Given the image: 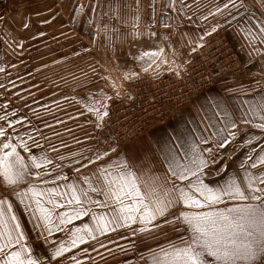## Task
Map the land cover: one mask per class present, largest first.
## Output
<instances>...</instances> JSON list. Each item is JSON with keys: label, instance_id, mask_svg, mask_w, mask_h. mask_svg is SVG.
<instances>
[{"label": "rangeland", "instance_id": "374dc122", "mask_svg": "<svg viewBox=\"0 0 264 264\" xmlns=\"http://www.w3.org/2000/svg\"><path fill=\"white\" fill-rule=\"evenodd\" d=\"M178 1L177 9L172 10L171 3H167L168 7L160 10L161 19H156L154 14L158 11L150 8L151 0H0V117L5 118L0 119V126L11 134L14 143L19 144L18 133L29 145L28 152L18 148L29 168L36 171L28 159L29 156L40 157L41 153H44L52 163L42 164L40 171L53 174L45 178L54 179L57 173L63 172L68 176L70 183L76 184L78 194L80 189H83L93 200H103V196L89 189V184L95 186L100 181L93 174L96 165L81 167V164L87 163L85 158L94 159V153L97 151L107 150L109 146L115 147L121 156L126 153L130 163L136 162L133 170L138 178L143 182H150L153 174L166 173L167 165L163 161V152L171 146L166 145V141L171 140L172 145H177V151L182 152L175 137L183 136L186 139L190 134L189 130L203 131L210 121L217 122L219 119L212 115L217 112L215 105L220 100L228 104L227 109L235 118L248 107L246 104L242 105V101H258L260 96L264 95V75L261 76L252 68L246 75L243 74L244 76L219 80L184 106L176 116L151 126L147 132L130 142L117 144L107 136L105 128L103 132L98 133L96 124H105L107 117L98 121L97 116L87 110L86 104L100 100L108 105L107 109L101 104H95V107L101 112H109L113 101L126 92L129 80L145 73H160L166 68H177L181 61L178 52L195 48L203 39L218 31H223L237 46L242 47L245 44L243 41L246 40L244 30H247L253 37V43L256 31L253 21L256 10L253 7L231 9L232 16L227 17L231 25L217 27L223 24L225 19L223 9L221 12L216 11V6L221 5V0ZM235 2L238 6L240 0ZM174 14L177 16L176 20L171 18ZM213 15L220 23H210ZM157 20L163 22L155 23ZM213 27H217L216 32H212ZM205 32L210 34L204 35ZM192 35H197L199 40L190 44L194 40ZM151 52H156L157 55H146ZM105 96L108 99L105 100ZM231 98L235 99L230 103ZM209 107L212 108V117L208 116L207 121L198 123L195 115L208 114L205 110ZM194 121L196 124H192ZM259 122L258 119L253 121ZM237 123L242 130L241 134L248 132L260 135L258 130L252 128L251 123ZM211 131L209 128L204 135H209ZM54 133H59V136ZM29 136L32 139H29ZM237 139L243 144L244 141L239 135ZM2 140L3 138H0V141ZM253 143L259 152V144H264V140L258 144L255 141ZM53 147L56 151L52 150ZM232 148L235 149V155L229 162L227 171L230 174L231 162L234 161L235 168L239 169L240 161L248 151L241 150L236 145H232ZM249 154L254 158L255 154ZM61 156L64 157L63 160L58 158ZM141 156L144 157L142 162L138 159ZM109 158L116 160V153L109 152V156L104 157V160ZM57 164L60 165L59 169L55 167ZM77 168L80 169L79 172L75 171ZM249 171L254 175L258 174L250 166ZM85 176L90 178L88 183L81 179ZM0 181L5 190L1 197L16 198L17 204H20L14 193L26 190L29 183L33 182V177L26 176L25 182L18 185L5 184L2 176ZM36 185L44 187L38 181ZM141 188L145 190V183L141 184ZM60 190L67 192L65 200L71 196L68 189ZM108 203L109 207L86 204L90 209L89 215L73 221L72 225L66 226L64 233H54V237L63 235L67 240L71 236L67 228L73 226L81 228L83 234V231H86L83 229L84 223L88 224L89 228H94L96 221L92 220V213L97 216L109 213L116 205L111 200ZM228 203L231 206L244 202ZM69 207L71 206L66 205L56 209V212L68 211ZM17 211L20 213L17 216L24 230L34 239L38 232L34 227L36 221L24 211L23 205H20ZM139 227L137 222L130 227L116 229L115 232L106 234L109 238L97 232V240L102 242L104 247L97 241L86 238V244L78 245L65 254V264H71L72 256H75L80 264H93V261L95 264H151V253L161 247L166 248L169 244L182 247L180 239L188 238V233L183 229L168 230L164 233L153 232L152 235L137 232L134 235L131 229ZM92 244H95V249L91 247ZM47 249V245L38 244L35 246L34 255L46 260ZM7 251L9 249L5 250ZM101 256L104 259H101ZM259 256L258 253L254 264H264V259ZM236 264L253 262L237 259Z\"/></svg>", "mask_w": 264, "mask_h": 264}, {"label": "snow or ice", "instance_id": "6c2138e0", "mask_svg": "<svg viewBox=\"0 0 264 264\" xmlns=\"http://www.w3.org/2000/svg\"><path fill=\"white\" fill-rule=\"evenodd\" d=\"M229 5L237 10L245 6L244 0H241L239 6L235 0H221V5L216 6V11L225 10V19L224 23L217 27L231 25V21L227 19L232 16ZM92 11L94 13L95 8ZM217 27H213L212 32H216ZM255 28L261 34V43H264V22H257ZM244 37L251 44L253 37L247 30H244ZM253 51L259 49L254 47ZM146 55L154 57L157 53ZM104 99L108 97L105 96ZM95 104H101L104 109H107L108 105L100 100L85 105L89 112L97 116L98 121H103L109 113L106 110L101 112ZM241 104L248 107L234 118L223 104L217 103L215 116L222 117V120L215 123L210 121L203 131L189 130L190 134L186 139L176 136L175 140L182 152L177 151V145H172L171 140L166 141V145H171L163 152V161L167 165L166 173L153 174L150 182L141 181L133 170L136 162L130 163L126 153L121 156L115 147L109 146L107 150L97 151L94 153V159L85 158L87 163L81 164V167L96 165L93 174L100 181L95 186L89 184V189L103 196V200H93L83 189H80L78 194L76 184L70 183L68 176L63 172L57 173L54 179L45 178L53 174L40 171L42 164L52 163L44 153H41L40 157L29 156L28 159L36 169L33 171L18 151V148H22L28 152L29 145L18 133L19 144L14 143L11 134L0 126V138H3L0 141V176L7 185H18L25 182L26 176L33 177V182L29 183L26 190L14 195L19 199L20 205H23L24 211L36 221L34 227L38 229L33 239L24 230L13 209V203L8 199H0V253H3L0 264H65V254L78 245L86 244V238L97 241L104 247L103 243L97 240L95 233L109 238L107 233L130 227L137 222L140 227L131 229L134 235L137 232L152 235L153 232L164 233L180 229L188 233L187 239H180L182 247L169 244L166 248L161 247L151 253V264H236L237 259L254 264L258 253L259 258L264 259V144H259L257 152L253 143L255 141L258 144L264 140V95H261L258 101L244 100ZM257 119L260 122L253 123ZM237 121L251 123L252 128L258 130L260 135L248 132L241 134L242 130ZM8 126L11 127V124ZM105 127L102 122L96 124L98 133L103 132ZM209 128L212 131L209 135H204ZM54 135L59 136V133ZM238 135L244 141L243 144L239 143ZM29 139L32 137L29 136ZM33 143L40 147L36 141ZM232 145L248 151L244 153L239 169L235 168L234 161L231 162L232 173L229 174V162L235 155ZM52 150L56 151L54 147ZM109 152L116 153L117 159L104 160V157L109 156ZM249 153L255 154L254 158ZM58 158L64 159L62 156ZM138 159L142 162L144 157ZM249 166L258 174L250 172ZM55 167L59 169L60 165ZM113 168L115 171H109ZM75 171L79 172L80 169ZM81 179L88 183L90 178L85 176ZM36 181L44 187H38ZM57 181L65 183L57 184ZM142 183L146 185L145 190L141 188ZM61 188L71 192L68 199L65 200L67 192H62ZM110 200L116 207H112L109 213L99 216L92 213L91 218L96 221L94 228H89L88 224L84 223L83 229L86 231H83V234L81 228L73 226L67 228V232L71 233L67 240L63 235L54 237V233H64L66 226L72 225L73 221L89 215L90 209L86 204L109 207ZM229 201L244 203L229 206ZM66 205L71 206L68 211L56 212V209ZM38 244L48 246L46 260L34 255L35 246ZM91 247L95 249V244ZM5 249L9 251L5 252ZM101 259H104L103 256ZM71 264H80V261L72 256Z\"/></svg>", "mask_w": 264, "mask_h": 264}, {"label": "built area", "instance_id": "2783aa9c", "mask_svg": "<svg viewBox=\"0 0 264 264\" xmlns=\"http://www.w3.org/2000/svg\"><path fill=\"white\" fill-rule=\"evenodd\" d=\"M184 50L177 68L145 73L128 81L126 92L113 101L105 133L117 144L130 142L156 124L176 116L184 106L223 78L245 72L244 65L223 31ZM183 55V56H182Z\"/></svg>", "mask_w": 264, "mask_h": 264}, {"label": "crops", "instance_id": "0c3cea01", "mask_svg": "<svg viewBox=\"0 0 264 264\" xmlns=\"http://www.w3.org/2000/svg\"><path fill=\"white\" fill-rule=\"evenodd\" d=\"M213 2H215V1H213ZM224 2H227V0H224ZM167 3H171L170 7H171L172 10H175V9H177L179 7V1L178 0L170 1V2L160 1V0H151L150 8L158 11V13L154 14L156 19H161L162 16H161L160 10L163 9V8L168 7ZM240 3H241V0L238 3V6L240 5ZM244 4H245L244 7H239V8H246L247 6L248 7L251 6V7H253L256 10V12H255L256 16L254 17V20H253V21H255V24L257 22H264V7H262V5H264V0H244ZM199 7H201V5H199ZM231 9H232V6L229 5V10H231ZM173 16L171 18L176 20L177 16L175 14ZM157 22L159 23V22H163V21H160V20L155 21V23H157ZM164 23H165V21H164ZM210 23L211 24H215V23H220V21L219 20H215L214 15H213L212 16V21H210ZM260 36H261V34H259L258 29H256L255 38L253 40V43L251 42V44H249V42L247 40H244L243 42L246 45L243 44L244 45V46H242L243 48L237 46L233 42V40L231 38H229L231 43H232V45H233V47H234V49L238 53V56H239V58L241 60V63L244 65V68H245L244 75H246L248 73V71L252 70V68L255 69L256 73H260L261 76L264 75V43H261ZM192 37H193L194 40H192L190 42V44H192L193 42H197L199 40V37L197 35H192ZM184 44H188V43L184 42ZM184 44H183V46H185ZM254 47L256 49H259V51H253ZM234 99L235 98H233V99L231 98L229 102L231 103V101H233ZM219 103L223 104V106L225 108L228 107V104L225 103L224 100H220ZM205 111L208 114L198 113V114L195 115L197 117L196 119H197L198 123H200V121L203 122L202 120L207 121L208 118H206V117H208V116H210V117L215 116V115H212V113H211L212 112V108L211 107L207 108ZM217 119L222 120V117L221 118L217 117ZM192 124H196V121H194V123L192 122ZM181 137H182V139H184L183 136H181ZM226 178L227 177H225V179ZM4 193H5V190H4V188H3L2 184H1V181H0V199H8V200H10V202L13 203V209H14L16 215L20 214L19 211H17V209H19V206H20V204H17V199L16 198L1 197V196L4 195ZM2 258H3V253H0V259H2Z\"/></svg>", "mask_w": 264, "mask_h": 264}]
</instances>
